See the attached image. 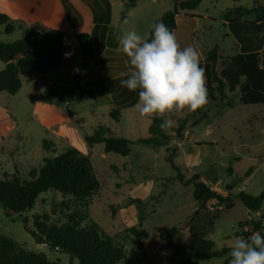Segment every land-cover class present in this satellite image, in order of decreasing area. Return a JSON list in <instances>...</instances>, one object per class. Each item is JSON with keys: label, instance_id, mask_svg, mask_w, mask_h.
<instances>
[{"label": "rangeland", "instance_id": "374dc122", "mask_svg": "<svg viewBox=\"0 0 264 264\" xmlns=\"http://www.w3.org/2000/svg\"><path fill=\"white\" fill-rule=\"evenodd\" d=\"M236 1L200 0L198 7L191 10L201 18L195 21L197 31L189 45L199 53L219 47L228 49L227 55H236L233 41L221 43L226 26L219 22L226 17L224 9ZM146 4L144 18L157 17L164 9L152 0ZM168 9L172 11L171 6ZM114 15L118 25L120 18L126 16L115 8ZM254 17L243 15V20L249 22ZM131 19L124 29L142 36L147 33L149 23ZM194 25L190 24V29ZM13 37V41L19 39ZM67 53L71 55L64 57L57 68L45 74L23 76L21 89L15 95L0 93V109L9 121L2 122L9 130L2 132L0 127V177L8 174L28 181L44 158H53L70 148L89 154L99 188L86 202L87 220L83 225L94 223L121 246L127 256L123 264H193L188 249L192 226L205 230V237L217 250L230 248L236 236L252 234L251 225H243L244 222H260V232L264 234V202L262 209L253 213L235 198L230 209L214 201L210 210L193 200L191 185L183 186L176 178L178 173L185 180L198 175L201 182L222 196L244 192L257 197L264 192V105H243L236 92L228 95L230 105L217 99L196 112L185 109L166 113L158 117L175 122L172 130L163 131L167 144L162 147L142 144L139 141L148 136L150 118L140 116L134 106L122 111L108 103L115 99L109 97L114 92L107 75L100 65L81 61L72 37L67 40ZM73 65L74 70L64 74ZM220 67L221 63H217L215 71ZM52 84L60 87H55V100L51 104L40 102L43 91ZM77 92H90V96L78 101ZM112 110L119 112L118 122L109 117ZM98 126L108 128L116 137L128 139L130 154L127 157L106 154L101 144L89 148L85 137ZM43 142L49 145L44 146ZM250 168L253 172L246 176ZM227 186L232 189L227 190ZM66 201L59 193H43L33 210L24 216L31 220L34 215L47 214L51 222H61L64 213L61 204ZM215 214L217 217L213 219ZM132 228L137 230L141 246L130 231ZM170 229H175L176 235L160 241L159 237ZM0 232L26 250L45 254L51 262L69 264L66 253L35 243L24 231L21 220L16 216L6 217L2 207ZM228 257L229 254L199 264H222Z\"/></svg>", "mask_w": 264, "mask_h": 264}, {"label": "trees", "instance_id": "16d2710c", "mask_svg": "<svg viewBox=\"0 0 264 264\" xmlns=\"http://www.w3.org/2000/svg\"><path fill=\"white\" fill-rule=\"evenodd\" d=\"M68 12L71 8L68 0H61ZM106 2V0H103ZM138 0H128V8ZM200 0H186L175 4L172 11L165 12L154 23L162 20L168 28L174 32L176 29V17L178 11L186 12L198 7ZM108 5V3H107ZM237 11H241L237 9ZM256 23H264V9L254 10ZM239 22V21H236ZM255 22H244L242 26H253ZM153 23V24H154ZM0 26H5L4 33L11 34L14 26L10 19L0 14ZM152 28L149 35L152 32ZM69 34L54 29L44 32L31 29L20 39L10 42H0V62L5 64L0 71V93L5 92L11 96L21 89V77L31 73L45 74L60 65L63 55L67 52V40ZM77 48L82 61H94L102 68L107 65L105 56L98 57L99 52L95 48L92 36L87 32L75 35ZM12 57L10 61L9 58ZM114 62H120L119 57ZM217 63H221L218 72L215 71ZM205 70L206 88L210 105L217 99L226 100L228 95L239 94V101L243 105H264V52L240 53L219 61L216 49L206 53L203 64ZM55 84L47 87L40 97V102L51 104L56 98ZM90 92H77L75 99L78 101L89 98ZM109 117L118 122L119 112L112 110ZM164 120L158 116L150 118L148 136L140 139V143L162 147L168 142L163 134L164 130L159 125ZM181 130V128L179 129ZM179 133V132H177ZM89 148L94 145H103L104 153L116 154L127 157L130 154L131 142L123 137L114 136L104 126H98L93 133L85 137ZM44 146H48L43 142ZM253 170L250 168L246 176ZM176 178L183 186L193 187V200L200 206L215 200L224 204L226 209L232 207V200L238 199L245 209L250 212H258L262 209L264 192L253 197L244 192L236 195L227 193L226 196L214 192L200 181L198 175L185 180L179 173ZM99 182L96 179L90 162V155L83 154L74 148L67 149L53 158H44L42 165L34 171L28 181H21L15 175L3 174L0 177V207L6 217L16 216L22 222L23 229L35 243L41 244L43 240L60 247V252L69 256V264H123L126 261L125 250L117 245L110 237L103 234L97 225L92 222L83 225L87 220L85 212L86 202L97 191ZM53 191L67 198L61 205L64 213L61 222H51L47 214L34 215L31 220L24 216L33 210L38 197L46 192ZM217 215L213 216L215 219ZM243 225H251L252 233L261 231L260 222L248 221ZM141 246L139 235L135 228L130 230ZM175 229L168 230L159 237L160 241H166L176 235ZM206 231L194 226L189 228L190 239L188 249L191 253L193 264L210 259L222 258L228 255L230 248L222 247L217 250L213 242L205 237ZM231 257L222 264H229ZM0 264H56L47 259L45 254L33 252L22 248L13 239L4 236L0 232Z\"/></svg>", "mask_w": 264, "mask_h": 264}, {"label": "crops", "instance_id": "0c3cea01", "mask_svg": "<svg viewBox=\"0 0 264 264\" xmlns=\"http://www.w3.org/2000/svg\"><path fill=\"white\" fill-rule=\"evenodd\" d=\"M127 1L128 0H106L108 3L107 5L103 0H68L71 8L66 12L61 0H0V14L7 16L14 26V30L11 34H5V26H0V42H13V36H19L18 38L20 39L31 29L39 32H44L49 29L67 32L69 38L72 37L74 40L76 34L87 32L92 36L93 44L99 52L98 57L105 56L108 61L105 68L101 67V71H104L109 79L111 92H114V94H109V97L111 96L112 98V96H114L115 100L112 101V99H110L108 103L110 105H115L122 111H126L137 103L138 94L137 92L129 91L120 84L121 80L128 77L130 64L128 63L127 56L120 50L115 40V35L118 30L121 32L132 31L130 29H124L125 25L130 24L132 17L135 18L134 21H136V23H149L147 27V33L149 34L155 19L168 11L169 6H171L173 10L176 4L174 0H152L153 2L155 1L156 5L164 9H162L157 17L153 16L149 18L148 16L144 18L147 12L145 11V7L148 6L147 4L145 5V3L149 0H138L133 7L130 8L126 6ZM232 4L233 5L229 9H224L226 15L225 19L219 21L223 26H226L221 35V43L229 39L233 41V44L236 46L237 54L264 52V23L255 22L256 13L254 12V10L258 8L264 9V0H237L236 3L234 2ZM114 8L116 12L122 10L126 15L120 18L119 25L115 22ZM237 9L241 11H237ZM138 14H142V16H137ZM232 15L234 17H231ZM243 15H255V17L252 21L248 22L243 20ZM200 18V16L192 13V11H178V15L175 19L176 29L174 33L181 48L189 46V40L195 38L194 35L197 31V23L195 21ZM244 22H255V25L242 26L241 24ZM192 23H195V25L190 29L189 25ZM117 25L118 29L115 30V26ZM213 49H216L219 61L234 56L227 55L228 49H226V51L219 47ZM208 51H210V49L200 52L201 67H203L205 56ZM64 57L65 54L61 61ZM117 57L121 59L119 63L111 61ZM83 62L98 65L94 61ZM78 64H80V61L77 62L76 65ZM74 66L75 65L68 67L64 74L67 75L71 73L75 68ZM4 67L5 64L0 62V71L3 70ZM58 88L60 89V87ZM7 119L5 112L0 109V127L2 132L9 130L7 126L3 127L5 123H2L9 122Z\"/></svg>", "mask_w": 264, "mask_h": 264}, {"label": "clouds", "instance_id": "9594fccd", "mask_svg": "<svg viewBox=\"0 0 264 264\" xmlns=\"http://www.w3.org/2000/svg\"><path fill=\"white\" fill-rule=\"evenodd\" d=\"M152 29L150 35L120 30L115 35L130 64L128 78L120 84L137 92L136 111L152 118L203 108L209 98L200 53L191 45L181 48L175 33L162 20L155 22ZM70 55L65 53V58ZM173 126L175 122L167 119L159 125L161 129ZM229 255V264H264V234L256 231L247 237H234Z\"/></svg>", "mask_w": 264, "mask_h": 264}, {"label": "water", "instance_id": "95a60500", "mask_svg": "<svg viewBox=\"0 0 264 264\" xmlns=\"http://www.w3.org/2000/svg\"><path fill=\"white\" fill-rule=\"evenodd\" d=\"M180 1H182V0H174L175 3H179ZM9 60L11 61V60H12V57H10ZM226 189H227V190H230V189H232V187L227 186ZM41 244H42L43 246L47 247V248L50 249V250H55V251H59V252L62 250L60 247H56V246H54L51 242H49V241H47V240H43V241L41 242Z\"/></svg>", "mask_w": 264, "mask_h": 264}, {"label": "built area", "instance_id": "2783aa9c", "mask_svg": "<svg viewBox=\"0 0 264 264\" xmlns=\"http://www.w3.org/2000/svg\"><path fill=\"white\" fill-rule=\"evenodd\" d=\"M186 135H187V132H186ZM214 201H215V200H212V201L207 202V203L205 204V206H206L208 209L212 210V205H213V202H214ZM215 203H216V205L219 204L217 201H215Z\"/></svg>", "mask_w": 264, "mask_h": 264}]
</instances>
